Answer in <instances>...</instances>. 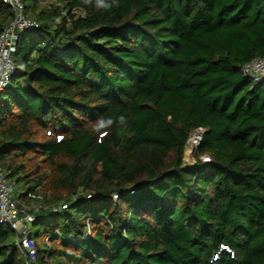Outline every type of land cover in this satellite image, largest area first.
Returning <instances> with one entry per match:
<instances>
[{"label": "trees", "instance_id": "1", "mask_svg": "<svg viewBox=\"0 0 264 264\" xmlns=\"http://www.w3.org/2000/svg\"><path fill=\"white\" fill-rule=\"evenodd\" d=\"M20 2L38 27L0 95V169L67 206L32 223L34 264H264V78L241 72L264 0ZM11 16L0 0V32ZM13 239L0 224V264H26Z\"/></svg>", "mask_w": 264, "mask_h": 264}, {"label": "built area", "instance_id": "2", "mask_svg": "<svg viewBox=\"0 0 264 264\" xmlns=\"http://www.w3.org/2000/svg\"><path fill=\"white\" fill-rule=\"evenodd\" d=\"M12 10V16L0 32V95L5 91L16 71L12 59L17 40L25 33L38 27V22L23 15L20 0H1ZM243 75L251 81V86L264 78V56L253 58L241 67ZM204 129L195 128L189 135L186 145L184 162L194 165L196 160L194 153L203 140ZM199 159L209 163L207 155H200ZM17 180L10 176L8 170L0 169V224L7 226L14 234L13 246L24 258L26 264H34L36 261V246L32 236H28L32 230V223L38 218L49 219L60 210L66 209L65 203L43 206L39 200L41 196L30 191L17 190ZM18 192L23 193L24 199H33L34 203L28 204L18 198ZM87 198L90 195H86ZM117 195L113 194V199Z\"/></svg>", "mask_w": 264, "mask_h": 264}, {"label": "rangeland", "instance_id": "3", "mask_svg": "<svg viewBox=\"0 0 264 264\" xmlns=\"http://www.w3.org/2000/svg\"><path fill=\"white\" fill-rule=\"evenodd\" d=\"M21 186H22V183L21 182H17L16 183L17 190H20ZM37 228H38V226L35 224L32 229H33V232H34V239H35V241L37 243H40L42 241L43 237H42L41 233H36L35 232V230Z\"/></svg>", "mask_w": 264, "mask_h": 264}, {"label": "clouds", "instance_id": "4", "mask_svg": "<svg viewBox=\"0 0 264 264\" xmlns=\"http://www.w3.org/2000/svg\"><path fill=\"white\" fill-rule=\"evenodd\" d=\"M83 2L85 4H91L92 0H83ZM112 3L113 4H118V0H112ZM96 4H97L98 7L99 6H104L105 8L110 7V5L104 3V0H96ZM121 121H123V117H121ZM109 123H111V121H109Z\"/></svg>", "mask_w": 264, "mask_h": 264}, {"label": "water", "instance_id": "5", "mask_svg": "<svg viewBox=\"0 0 264 264\" xmlns=\"http://www.w3.org/2000/svg\"><path fill=\"white\" fill-rule=\"evenodd\" d=\"M234 66L237 68V64H234ZM28 236H29V237L31 236L30 233L28 234Z\"/></svg>", "mask_w": 264, "mask_h": 264}]
</instances>
